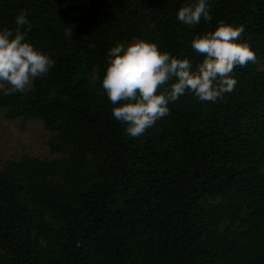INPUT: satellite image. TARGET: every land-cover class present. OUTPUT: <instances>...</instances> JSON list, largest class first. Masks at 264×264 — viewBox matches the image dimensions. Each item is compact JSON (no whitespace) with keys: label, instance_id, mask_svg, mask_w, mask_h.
Returning a JSON list of instances; mask_svg holds the SVG:
<instances>
[{"label":"trees","instance_id":"1","mask_svg":"<svg viewBox=\"0 0 264 264\" xmlns=\"http://www.w3.org/2000/svg\"><path fill=\"white\" fill-rule=\"evenodd\" d=\"M0 0V29L25 12L26 39L55 66L4 95L8 121L37 120L52 159L0 160V264H264V0ZM244 25L256 61L218 103L190 94L130 137L100 81L106 52L133 37L193 65L195 35ZM7 85H5V89Z\"/></svg>","mask_w":264,"mask_h":264},{"label":"clouds","instance_id":"2","mask_svg":"<svg viewBox=\"0 0 264 264\" xmlns=\"http://www.w3.org/2000/svg\"><path fill=\"white\" fill-rule=\"evenodd\" d=\"M210 2L186 0L177 9L176 19L187 26L210 21ZM15 24L14 32L0 29V90L13 96L49 74L56 63L26 39L31 23L25 12L15 17ZM244 32V25L220 21L214 30L193 36L191 48L202 55L195 65L188 57L176 58L149 40L133 37L128 43L118 42L106 52L100 81L113 106L112 116L135 138L168 116L169 105L185 94L201 103L223 101L237 85L234 70L256 61L251 46L240 41Z\"/></svg>","mask_w":264,"mask_h":264},{"label":"rangeland","instance_id":"3","mask_svg":"<svg viewBox=\"0 0 264 264\" xmlns=\"http://www.w3.org/2000/svg\"><path fill=\"white\" fill-rule=\"evenodd\" d=\"M264 67V62L263 65ZM51 135L37 120L8 121L0 114V160L20 159L24 156L52 159L48 143Z\"/></svg>","mask_w":264,"mask_h":264}]
</instances>
